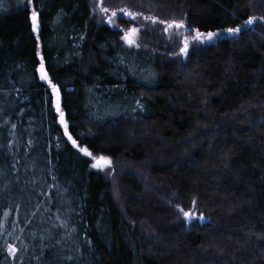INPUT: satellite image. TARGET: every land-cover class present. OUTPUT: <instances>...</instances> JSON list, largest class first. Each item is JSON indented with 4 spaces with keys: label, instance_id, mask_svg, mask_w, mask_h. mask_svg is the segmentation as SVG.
I'll return each mask as SVG.
<instances>
[{
    "label": "trees",
    "instance_id": "1",
    "mask_svg": "<svg viewBox=\"0 0 264 264\" xmlns=\"http://www.w3.org/2000/svg\"><path fill=\"white\" fill-rule=\"evenodd\" d=\"M100 1L0 12V264H264V0Z\"/></svg>",
    "mask_w": 264,
    "mask_h": 264
},
{
    "label": "snow or ice",
    "instance_id": "2",
    "mask_svg": "<svg viewBox=\"0 0 264 264\" xmlns=\"http://www.w3.org/2000/svg\"><path fill=\"white\" fill-rule=\"evenodd\" d=\"M21 2L23 3L24 0H21ZM26 3L28 5H31L33 3V0H26ZM101 11L106 13V12H108V9L101 7ZM121 11L124 13V15H126V16H128V17H130L132 19H135L138 15H142V14H138V13H133L131 11H126V10H123V9ZM38 15H39L38 12L35 10V8H33L32 11H31V24H32V30L34 32H37L38 28H39ZM115 16H117V13L114 11V12H112V16L108 18V23L109 24L113 23L112 17H115ZM144 19L151 20L153 23H160V24L166 25V27L164 29L165 32H167L171 28L180 29V28H184L185 27L184 21H182V20L179 21V22H177L175 20H173V21H165V20H159L156 17H144ZM257 19L264 20V18L249 17L247 20H245L243 22V25H237L236 27L227 28V29L224 30V32H226L227 34H229L231 36H235L238 33H240L244 28H247V27L253 25L257 21ZM139 31H140V29H138V28H131V29H129L128 31H126L124 33V35L121 37V39H123L129 46L139 47V44L136 42V39H135V35ZM193 31L196 32V35L193 37V40L194 41H199L201 43H203L205 41L211 42V41H213L215 38H217L220 35V33H218V32H208L207 34H204V33H200L199 30H193ZM37 39H39V37H37ZM182 44H183V46L180 47L179 53H173V55H184V56L188 55V52H189V41H188L187 37H185L183 39ZM37 55H39V53ZM38 71L40 73V79L44 80V81H47L48 84L51 86V88L53 90V93H54V95L56 97L55 108H56V111L60 115V123L65 125V134L67 135V124L65 123V121L63 119L64 113H63V111L60 108V93H59V89H58V87L55 84L52 83V81L49 78L47 72L45 71V66H44V62H43V58L42 57H41V60H40V66H39ZM13 127H15V126L13 125ZM68 139L71 140V142H72V144L74 146L79 147L77 145V141L72 139V137L70 135L68 136ZM79 151L81 153H83L85 156H89V157L92 158V160L94 161V163L92 164L93 168H103L105 166H110V164H111V161L108 158H106V157L93 156L92 153L89 152L86 147L79 148ZM178 208H179V206H178ZM179 210L181 212H183V216L185 217V219H189L190 220V219L194 218L192 213L186 212L183 209H179ZM5 216H7V213H5ZM197 218L203 219L204 217L200 216V217H197ZM7 251L9 252L10 255L15 256L16 252H17V249L13 245H8Z\"/></svg>",
    "mask_w": 264,
    "mask_h": 264
},
{
    "label": "rangeland",
    "instance_id": "3",
    "mask_svg": "<svg viewBox=\"0 0 264 264\" xmlns=\"http://www.w3.org/2000/svg\"><path fill=\"white\" fill-rule=\"evenodd\" d=\"M98 2H99V4H101V1H100V0H98ZM135 2L137 3V0H136ZM134 4H135V3H134ZM21 5H23L22 2H21V0H0V12H4V11L12 10V9H15V8L20 7ZM107 9H108V12L105 14V18H104L103 22L109 24V23H108V18L112 16V12H114L115 10H112V9H109V8H107ZM115 12H116L117 15H118L119 11H115ZM116 18H117L116 16H115V17H112L113 23H112V24H109V25H113V24L115 23V19H116ZM165 27H166V25H165ZM131 28H138V29H140L139 27H136V26H131V27L127 28V29L125 28V29L123 30V32H122V36L124 35V33H125L126 31H128V30L131 29ZM172 31H173V28L169 29V30L166 32V34L169 35L170 33H172ZM139 33H140V31L135 35L136 42H137V40H138ZM122 36H121V37H122ZM180 36H181V37H180L181 45H183V44H182V41H183V39H184L185 37H187V39H188V41H189V44H190L192 41H194V40H193V37H189V36H185V35H181V34H180ZM205 42H206V41H205ZM134 47H136V46H134ZM142 72H143V74H144V73L149 74L151 71H149V70L146 68V71L143 70ZM139 74H140V73H139ZM107 167H109V166H105V167H103V168L105 169V168H107Z\"/></svg>",
    "mask_w": 264,
    "mask_h": 264
},
{
    "label": "water",
    "instance_id": "4",
    "mask_svg": "<svg viewBox=\"0 0 264 264\" xmlns=\"http://www.w3.org/2000/svg\"><path fill=\"white\" fill-rule=\"evenodd\" d=\"M51 93L53 94L54 100H56V97H55L52 89H51ZM199 220H200V222H205L207 219L203 218V219H199Z\"/></svg>",
    "mask_w": 264,
    "mask_h": 264
}]
</instances>
